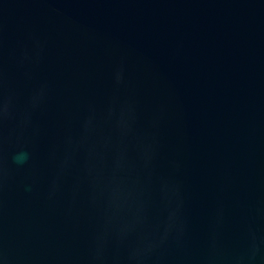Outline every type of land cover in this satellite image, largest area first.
Returning a JSON list of instances; mask_svg holds the SVG:
<instances>
[{
  "label": "water",
  "instance_id": "water-1",
  "mask_svg": "<svg viewBox=\"0 0 264 264\" xmlns=\"http://www.w3.org/2000/svg\"><path fill=\"white\" fill-rule=\"evenodd\" d=\"M0 264H264V0H0Z\"/></svg>",
  "mask_w": 264,
  "mask_h": 264
}]
</instances>
